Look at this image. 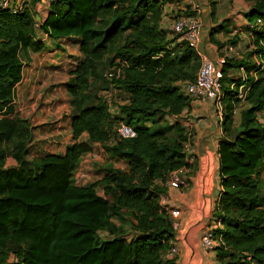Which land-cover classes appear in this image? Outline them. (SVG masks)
Listing matches in <instances>:
<instances>
[{
	"label": "trees",
	"instance_id": "16d2710c",
	"mask_svg": "<svg viewBox=\"0 0 264 264\" xmlns=\"http://www.w3.org/2000/svg\"><path fill=\"white\" fill-rule=\"evenodd\" d=\"M37 1L28 0L19 13L0 9V67L7 65L11 75V67L22 72L19 48L41 53L48 38L80 39L82 59L65 83L74 111V143L63 156L34 159L38 173L9 189L2 182L10 174L9 154L0 148V264H175L166 258L175 238L173 218L161 198L169 175L193 164L186 161L190 139L186 127L168 117H180L191 106L183 84L197 76L200 61L195 47L184 41L170 46L178 37L169 41L161 27L160 0H53L43 9L40 33L37 11L32 9ZM247 17L251 24L263 22L253 40L254 53L263 63L257 67V78L246 81L229 77L243 61L226 59L222 68L225 133L231 130L234 111L245 107L239 129L219 147L223 190L215 219L222 229L215 232L223 245L215 251L217 264H264V123L257 119V113L264 112V0H254ZM97 22L106 25L100 42ZM103 61L110 66L108 71L121 69V76L109 80L106 72L100 75L98 64ZM102 77L111 83L106 91L127 95L114 112L107 100L88 97L92 81ZM243 85L249 87L244 100L238 97ZM12 90L11 85L0 88V111L12 103ZM165 118L168 123L158 125ZM17 122L0 121V145L23 135L20 128L26 122L21 127ZM121 122L135 129V138L118 137ZM33 130L13 151L16 166L25 163ZM84 134L88 141L80 142ZM96 143L126 167H109L97 183L75 186L72 175ZM98 186L104 196L97 193ZM125 216L130 218L128 236L121 235L118 223ZM105 222L111 230L107 236H117L103 241L98 236ZM3 256L18 262H5Z\"/></svg>",
	"mask_w": 264,
	"mask_h": 264
},
{
	"label": "crops",
	"instance_id": "0c3cea01",
	"mask_svg": "<svg viewBox=\"0 0 264 264\" xmlns=\"http://www.w3.org/2000/svg\"><path fill=\"white\" fill-rule=\"evenodd\" d=\"M160 1L163 8L161 27L168 32L167 39L169 41L177 38L169 30L171 23L179 15H195L193 6L195 3H200L202 10L198 14V18L202 23L201 42L195 46L200 64L203 57L216 62L220 61L222 68L226 59L243 61V66L230 70L229 77L233 80L242 81H246L249 77L257 78V67L263 61L254 53L256 51L253 44L254 32L249 28L251 21L247 17L254 0ZM32 9L38 12L37 17L40 19L44 16L43 9H47V6L42 5L38 0L36 7ZM214 30L216 31L213 36L214 42H211L210 37ZM178 43L177 40L170 43V46L174 47ZM21 51L22 48H19L17 57ZM13 98L9 107L2 111L5 114L1 116V121L5 117L17 115L14 109L19 99L15 96ZM244 107L245 105L243 109ZM9 108L12 110L6 113ZM223 112L214 103L194 102L180 116L186 119L180 120V122L189 133L187 154L188 157L194 159V163L191 167L179 171V175L186 179L187 186L185 188L171 186L167 184L168 178L166 185H164L166 192L161 198L162 207L173 218L174 227L177 226L174 228L175 238L171 242L178 248L177 255L172 259L175 264H217L216 252L204 250L201 237L205 229L217 225L216 208L223 190L219 147L221 141L228 140L229 137V133H225L223 130ZM238 114L234 116L232 130L239 127L241 114L239 116ZM174 118L176 117H168V120H174ZM42 125V123L39 124L40 127ZM31 127L36 128L27 119L25 128H23L25 131L22 132L23 135L14 136L8 142L1 144L0 148L11 154V150H14L13 146L19 142L28 141ZM60 133L62 134V132ZM38 135H40V131ZM79 141H88V136L84 134ZM73 143L71 133L70 145ZM114 160L124 164L122 161Z\"/></svg>",
	"mask_w": 264,
	"mask_h": 264
},
{
	"label": "rangeland",
	"instance_id": "374dc122",
	"mask_svg": "<svg viewBox=\"0 0 264 264\" xmlns=\"http://www.w3.org/2000/svg\"><path fill=\"white\" fill-rule=\"evenodd\" d=\"M47 1L45 0L43 3ZM40 3L43 5L41 0ZM48 3H46L47 8H49ZM36 14L38 15V12ZM36 18V29L40 33L39 28L44 16L40 19L37 16ZM96 29L102 33L99 39L100 42L105 37L106 25L97 22ZM79 46V38L70 37L58 40L48 38L46 40V47L41 53H32L29 50H22L19 53L18 57L22 60V72L11 67L9 70L14 72L11 75V72L9 73L6 68L7 65L0 67V88L11 85L13 88L11 94L19 99L14 109L17 115L13 114L11 117H5L3 119L11 122L18 120L17 126L27 122L28 119L30 124L36 127L34 128L35 133L33 134L29 154L26 157L25 163L21 166H16L12 160L15 156L13 151L16 150L17 145L13 146L14 150H11V154L8 155L10 174L4 176L2 180L7 189L16 183L26 182L28 178L38 173L39 168L33 163L34 159L50 154L63 156L70 146L72 133L71 116L74 111L71 106L72 98L65 89V83L69 80L71 71L82 59ZM200 65L199 63L198 69ZM98 67L100 75H103V73L110 69L106 61L100 62ZM15 71L18 73L16 74ZM110 85L111 83L104 80L103 77L102 79L92 81L88 97L91 100H94L95 97H100L103 100L110 101V108L114 112L118 105L126 101L127 95L117 90H112L109 93L106 90ZM242 109L243 106L238 107V116ZM4 114L1 110L0 118ZM183 119L186 120L184 117H176L174 120L170 119V121L175 122ZM41 123L43 124L42 127L39 126ZM167 123V118L158 120V125H166ZM238 129L232 130L231 128L228 132L229 135H233ZM20 131H23V128H20ZM39 131L40 135H38ZM109 167L123 168L125 165L110 158L101 144L96 143L93 146V151L83 157L78 168L73 173L72 183L78 187L93 185L104 177L106 169ZM261 181L264 185V163L262 166ZM96 191L99 195L104 196L101 186H98ZM129 219V216H125L118 221L119 225L121 224L123 227L121 234L123 236H128L130 233ZM107 230L109 229L106 228L105 222L104 229L98 236L99 240L106 241L117 236L116 234L111 236L108 234L107 236ZM11 259L12 257H2V260L5 262H11Z\"/></svg>",
	"mask_w": 264,
	"mask_h": 264
},
{
	"label": "built area",
	"instance_id": "2783aa9c",
	"mask_svg": "<svg viewBox=\"0 0 264 264\" xmlns=\"http://www.w3.org/2000/svg\"><path fill=\"white\" fill-rule=\"evenodd\" d=\"M45 0H41L43 3ZM48 6L50 7L53 0H48ZM46 2V3H47ZM28 0H0V9H10L14 13L23 12L28 7ZM46 3H43L46 6ZM195 15H179L170 25V32L178 37L179 42H187L194 47L201 42V30L202 23L198 18V14L202 10L200 3H195L193 6ZM263 22L258 19L256 23H252L249 28L254 32H259L262 29ZM121 69L114 68L105 73V77L109 80L113 78H119L121 76ZM224 74L222 71V64L220 61H213L207 57L201 59V65L197 73L196 79L194 81H187L183 84V91L185 95L191 100L192 103H214L221 111H223V85L222 81ZM249 90L247 85H243L239 91V98L244 100L245 93ZM112 91V90H111ZM110 93V91H109ZM110 104V101H107ZM238 114V109L234 111V116ZM257 119L264 123V112L257 113ZM117 135L121 139H133L136 137L137 133L135 129L121 122L117 127ZM189 147L186 145L185 150L188 151ZM187 163L192 165L194 159L192 157H187ZM184 167L182 169H186ZM181 169V170H182ZM180 171V170H179ZM179 171L173 172L169 175V181L167 184L174 187L187 186V181L181 175ZM177 226L175 225L174 228ZM217 229H222L220 223L213 227L205 229L202 233L201 244L204 250L209 252H215L217 248L223 245L222 236L218 235L215 231ZM178 253V248L171 245L170 251L167 253L166 258L172 260ZM11 262L17 263L18 259L12 257Z\"/></svg>",
	"mask_w": 264,
	"mask_h": 264
}]
</instances>
